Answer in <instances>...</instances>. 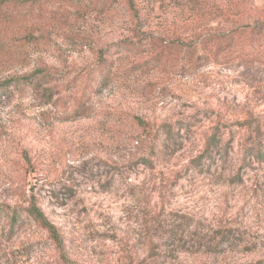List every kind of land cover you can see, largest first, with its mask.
I'll use <instances>...</instances> for the list:
<instances>
[{"label": "rangeland", "instance_id": "rangeland-1", "mask_svg": "<svg viewBox=\"0 0 264 264\" xmlns=\"http://www.w3.org/2000/svg\"><path fill=\"white\" fill-rule=\"evenodd\" d=\"M0 86V264H264V159L238 131L264 122V0H7ZM216 125L235 140L200 166ZM31 204L60 246L26 214L7 236Z\"/></svg>", "mask_w": 264, "mask_h": 264}, {"label": "trees", "instance_id": "trees-1", "mask_svg": "<svg viewBox=\"0 0 264 264\" xmlns=\"http://www.w3.org/2000/svg\"><path fill=\"white\" fill-rule=\"evenodd\" d=\"M7 0H0V4H4ZM49 1V0H47ZM106 3V1H105ZM32 76H25L21 78V80H29ZM33 77L37 78V81L40 83H47L49 86L47 87L48 93L52 96L54 87L50 86L52 82L58 81L61 79V73L47 69L41 68L33 74ZM108 78V77H107ZM9 84V83H8ZM31 84V82H30ZM8 86V85H7ZM6 86V89H7ZM4 86H0V89H4ZM182 123H179L177 127H173L172 125H163L158 129V133L156 134V140L154 143V148L151 149L152 157L161 158L164 157V154H167L168 151L166 148L168 145L175 147V144L180 141V138L176 136L177 132L185 130L182 128ZM240 133L243 131L244 135L241 139V161L243 165L250 164L251 160L261 161L264 159V122H243L238 128ZM233 130L229 127L216 125L209 136L206 137L205 147L200 156L197 157V164L201 166L202 161L213 160V165L219 159H225L229 155L228 147H230L231 143L234 142V137L232 134ZM228 135V138L225 136ZM175 149V148H174ZM152 157L145 156L140 159L141 163L147 166L153 165L154 160ZM23 214L27 215V218L32 221L38 228L45 231L48 235L49 240L52 241L55 245L62 244V234L56 225L50 222L45 216L44 212L41 208H39L36 204H31L28 208L13 209L12 216L10 222H8V230L5 232L7 236L11 238L17 229L20 227L22 221ZM8 216V212L4 205H0V216ZM224 240V237L222 238ZM222 240V241H223ZM223 243V242H222ZM150 258L157 259V255L154 252V248L152 246L149 247ZM65 264H68L67 262Z\"/></svg>", "mask_w": 264, "mask_h": 264}]
</instances>
